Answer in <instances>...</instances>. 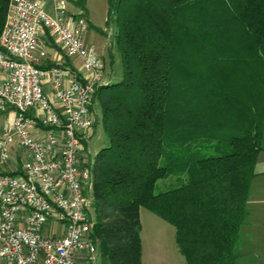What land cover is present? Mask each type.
Returning a JSON list of instances; mask_svg holds the SVG:
<instances>
[{"label": "trees", "instance_id": "obj_1", "mask_svg": "<svg viewBox=\"0 0 264 264\" xmlns=\"http://www.w3.org/2000/svg\"><path fill=\"white\" fill-rule=\"evenodd\" d=\"M108 4L122 74L92 104L108 142L89 191L102 264H140L141 207L174 226L185 264H238L264 148V0Z\"/></svg>", "mask_w": 264, "mask_h": 264}, {"label": "built area", "instance_id": "obj_2", "mask_svg": "<svg viewBox=\"0 0 264 264\" xmlns=\"http://www.w3.org/2000/svg\"><path fill=\"white\" fill-rule=\"evenodd\" d=\"M85 30L86 18L69 14L65 0L55 2L52 15L36 0H9L0 33V111L13 109L15 116L0 135V162H10L13 142L21 160L0 172V264L96 262L92 161L82 144L95 120L104 64L84 47ZM45 31L79 59L74 70L34 63Z\"/></svg>", "mask_w": 264, "mask_h": 264}, {"label": "rangeland", "instance_id": "obj_3", "mask_svg": "<svg viewBox=\"0 0 264 264\" xmlns=\"http://www.w3.org/2000/svg\"><path fill=\"white\" fill-rule=\"evenodd\" d=\"M53 4V0H45ZM59 1V0H58ZM67 8L71 7L72 0H65ZM76 7V8H75ZM68 9L75 15L86 18V30L82 43L85 48L92 49L98 58L105 60V67L113 72V79L122 74L120 55L114 45L115 25L108 20V0H81L80 4ZM80 8V9H79ZM79 64V61L76 65ZM50 84L47 89H50ZM93 111L97 117V126L88 133V139L82 144L84 153L90 163L100 148L107 145L106 136L101 126L100 106L96 102ZM10 110L0 111V135L10 116ZM6 170L4 163L0 162V171ZM90 213L96 217L94 202H90ZM140 214V264H185L184 257L180 254L175 241L174 226L151 210L142 207ZM95 264H102L100 250L95 254Z\"/></svg>", "mask_w": 264, "mask_h": 264}, {"label": "crops", "instance_id": "obj_4", "mask_svg": "<svg viewBox=\"0 0 264 264\" xmlns=\"http://www.w3.org/2000/svg\"><path fill=\"white\" fill-rule=\"evenodd\" d=\"M36 1L42 5V8L47 13L52 15L54 13L55 2L58 0H53V4L45 0ZM72 2V6L69 7L70 9L80 4L81 0H72ZM69 8H67V12L75 15L71 13L72 11H68ZM33 57L34 63L38 67L47 68L53 65H59L71 71L78 66L76 63L79 61L77 57L66 56L61 46L54 41L47 31L40 36L39 47L34 51ZM101 61L104 64L102 82L113 80V72L110 68L105 67L104 58ZM120 77L121 74L119 77L115 75V80L120 79ZM47 85L49 84L44 86L45 91L51 93V88L47 89ZM9 110L10 116L7 123L15 116V111L13 109ZM38 132L40 131L38 130ZM12 147L10 162L5 164L6 170L4 171H11L21 160V151L18 149L16 142L12 143ZM246 209L247 215L240 226L239 236L235 244V252L239 257L238 264H264V148L258 153L254 165V174L249 186ZM52 227L55 231L57 229V223H53ZM79 264H85L82 257L79 258Z\"/></svg>", "mask_w": 264, "mask_h": 264}]
</instances>
